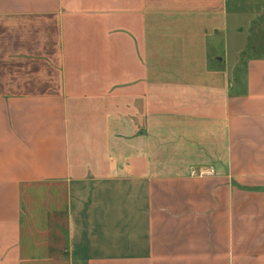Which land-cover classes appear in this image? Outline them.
<instances>
[{"label": "crops", "instance_id": "crops-1", "mask_svg": "<svg viewBox=\"0 0 264 264\" xmlns=\"http://www.w3.org/2000/svg\"><path fill=\"white\" fill-rule=\"evenodd\" d=\"M252 21L229 0H0V264H264Z\"/></svg>", "mask_w": 264, "mask_h": 264}, {"label": "rangeland", "instance_id": "rangeland-1", "mask_svg": "<svg viewBox=\"0 0 264 264\" xmlns=\"http://www.w3.org/2000/svg\"><path fill=\"white\" fill-rule=\"evenodd\" d=\"M229 3L233 7L241 8L245 13L248 11V16L252 17L251 24L240 25L242 36H245L243 41L264 34V0H229ZM247 20L245 19V22H248Z\"/></svg>", "mask_w": 264, "mask_h": 264}]
</instances>
